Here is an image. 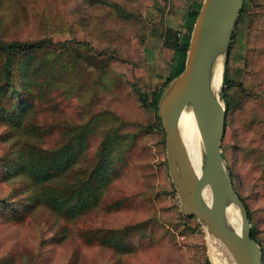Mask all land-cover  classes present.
<instances>
[{"label":"rangeland","instance_id":"374dc122","mask_svg":"<svg viewBox=\"0 0 264 264\" xmlns=\"http://www.w3.org/2000/svg\"><path fill=\"white\" fill-rule=\"evenodd\" d=\"M155 12L161 26L166 11L158 0H0L1 39H51L65 54L62 71L54 53L46 57L47 83L38 78L36 106L26 113L14 110L25 80L19 72L24 53L15 57L0 100V159L16 146L13 119L31 112L18 133L24 147L68 145L83 165L98 153L101 135L114 129L131 137L126 160L116 163L119 173L116 165L109 169L119 176L99 207L74 221L45 207L27 214L22 204H33L30 192L21 180L5 182L0 163V264H233L206 225L184 215L165 136L154 110L141 101L163 86L157 58L145 50ZM224 71L234 86L220 90L222 96L228 90L230 103L222 150L264 251V0H250L239 18ZM9 111L16 114L7 117ZM100 115L103 124L95 119ZM93 121L84 141L81 129ZM105 239H113L110 246Z\"/></svg>","mask_w":264,"mask_h":264},{"label":"water","instance_id":"95a60500","mask_svg":"<svg viewBox=\"0 0 264 264\" xmlns=\"http://www.w3.org/2000/svg\"><path fill=\"white\" fill-rule=\"evenodd\" d=\"M244 3L245 0L204 1L191 35L185 69L170 83L158 107L170 175L184 215L206 225L209 236L225 246L235 264H264L262 248L252 238L248 209L223 157L227 109L222 91L213 89L215 67L221 61L224 68ZM186 109H192L201 133L200 175L195 172L179 132V121ZM205 193L211 204L205 200ZM231 204L239 210L240 231L227 220Z\"/></svg>","mask_w":264,"mask_h":264},{"label":"trees","instance_id":"16d2710c","mask_svg":"<svg viewBox=\"0 0 264 264\" xmlns=\"http://www.w3.org/2000/svg\"><path fill=\"white\" fill-rule=\"evenodd\" d=\"M249 1L250 0H245L242 15L247 11ZM200 10L201 8L190 12V17L195 20V23ZM194 25L195 24H192L186 27V32L183 34L169 31L166 35L164 46L170 50L179 51L187 57ZM183 36H185V38H183ZM21 53H24V56H22ZM52 53H54V58L56 59L54 65L57 64V66H60L59 70L62 71V62L65 58V54L57 48L53 40L42 39L33 42H22L5 41L0 37V81L3 79L0 83V100L1 96L8 92V86L14 70V59L16 56L17 59L19 56H22L25 61L21 62L19 72L20 76H25V80L22 83L24 92L19 95L20 99L19 102L16 103L14 110L20 113H26L29 108H34L36 106L34 103V100H36L35 92L40 89L38 78L41 76L43 79L42 83H47L46 79L48 73H46L44 67L45 64H47L46 57ZM74 60L75 66H79L81 61L79 63V59ZM179 75L170 78L162 87L152 92L151 96L145 94L141 95L143 106L154 110L159 122L158 129L164 136L165 131L159 117L158 105L170 83ZM225 85L227 89L234 86L228 79L225 80ZM227 89L223 92V102L226 106L228 117L230 103ZM3 112L4 109L2 108L1 113ZM15 114L16 113L9 111L7 117L14 116ZM31 115L32 112L18 122L16 119H13L12 123L15 125V128L17 127V132H15L14 135L16 146L13 153H10L8 150L7 154L3 155L0 159V163L3 164L6 171L3 174V180L5 182H10L14 178L21 180L23 182L21 188L28 189L30 192L29 196L33 198V204H22V207L25 208V212L29 214L41 207H45L52 211L58 218L74 221L87 214V212L99 207L104 199L105 193H107L108 189L113 185L115 176H119L116 173H111L109 169L113 165H116L117 162L126 160V154L131 149L130 145H128L131 137L123 135L114 129L105 133L104 139L103 135H101L102 141L98 153L94 159H92L91 163L88 161L83 165L78 160V154L72 159L73 155L68 145L60 146L58 149L52 151L41 145H33V148L27 150L24 147V140L21 139V134L18 133L21 128H24V126L28 125V122L31 121ZM95 119L99 120L101 124L104 123V118L101 115ZM93 125L94 121L81 129L82 136L85 138L84 141L91 136L93 131L92 128L96 127ZM38 140L43 142L42 133H39L37 141ZM223 157L225 160L227 159L225 154H223ZM117 169L118 167L116 165V171ZM117 173L119 172L117 171ZM68 176H70V180L67 182ZM232 178L236 187L233 175ZM18 186L19 185L13 187L15 196L19 194ZM174 192L176 191L174 190ZM13 213H16V209H13ZM248 216L252 225V238L262 248L261 242L255 236L256 227L254 226L252 215L249 210ZM111 242L109 239H105L102 244L107 243L109 245ZM118 244L119 243H115V246H118ZM124 246L123 249L130 248L126 245ZM3 261H8V259H3Z\"/></svg>","mask_w":264,"mask_h":264},{"label":"crops","instance_id":"0c3cea01","mask_svg":"<svg viewBox=\"0 0 264 264\" xmlns=\"http://www.w3.org/2000/svg\"><path fill=\"white\" fill-rule=\"evenodd\" d=\"M205 0H158L159 4L165 7V14L162 17V25H156L159 14L151 16L154 25L149 29V36L146 42V49L156 56L157 68L162 78L163 84L170 78L181 74L186 66L187 57L179 52L165 48L164 41L166 37V29L170 28L173 32H180L192 24L195 20L190 17V12L202 9ZM185 38V36H183Z\"/></svg>","mask_w":264,"mask_h":264},{"label":"bare ground","instance_id":"6f19581e","mask_svg":"<svg viewBox=\"0 0 264 264\" xmlns=\"http://www.w3.org/2000/svg\"><path fill=\"white\" fill-rule=\"evenodd\" d=\"M223 74H224L223 63L220 61L217 63L215 67L214 76H213V89L215 90V92L220 91V87L223 82ZM179 132L183 140V143L187 149L189 158L192 162L195 172L197 173V175H200L202 163H203L202 161L203 146H202L201 133L199 131L192 109H186L183 112L179 121ZM204 198L209 204H211V198H209L206 195V193L204 195ZM226 216L229 224L237 231H240L241 220H240L239 210L237 209V207L232 204L229 205L227 208ZM212 240L214 243H218L224 249V251L227 253L229 258L232 260L233 264H235L232 256L229 254L225 246L221 242L214 240L213 238Z\"/></svg>","mask_w":264,"mask_h":264}]
</instances>
